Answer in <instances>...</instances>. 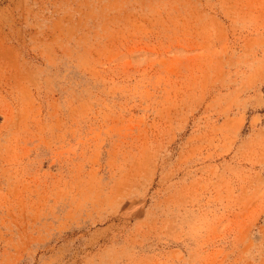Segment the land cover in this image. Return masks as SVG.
I'll return each instance as SVG.
<instances>
[{
	"label": "rangeland",
	"instance_id": "obj_1",
	"mask_svg": "<svg viewBox=\"0 0 264 264\" xmlns=\"http://www.w3.org/2000/svg\"><path fill=\"white\" fill-rule=\"evenodd\" d=\"M0 264H264V0H0Z\"/></svg>",
	"mask_w": 264,
	"mask_h": 264
}]
</instances>
